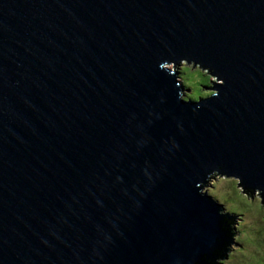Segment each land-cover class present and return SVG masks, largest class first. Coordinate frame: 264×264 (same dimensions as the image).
Returning <instances> with one entry per match:
<instances>
[{
    "label": "water",
    "instance_id": "95a60500",
    "mask_svg": "<svg viewBox=\"0 0 264 264\" xmlns=\"http://www.w3.org/2000/svg\"><path fill=\"white\" fill-rule=\"evenodd\" d=\"M220 177L264 199V0H0V264H217Z\"/></svg>",
    "mask_w": 264,
    "mask_h": 264
},
{
    "label": "rangeland",
    "instance_id": "374dc122",
    "mask_svg": "<svg viewBox=\"0 0 264 264\" xmlns=\"http://www.w3.org/2000/svg\"><path fill=\"white\" fill-rule=\"evenodd\" d=\"M188 68L191 69L189 73ZM179 70L183 72L181 79L184 84L191 89L188 96L194 99L202 96L199 85L208 83L209 76L212 81L216 80L199 66L186 62L179 66ZM204 91L207 95L212 93L207 88ZM205 190L237 217L234 219L236 233L228 258L221 259L217 264H264V199L260 192L249 194L239 187L238 180L227 177L213 179Z\"/></svg>",
    "mask_w": 264,
    "mask_h": 264
},
{
    "label": "trees",
    "instance_id": "16d2710c",
    "mask_svg": "<svg viewBox=\"0 0 264 264\" xmlns=\"http://www.w3.org/2000/svg\"><path fill=\"white\" fill-rule=\"evenodd\" d=\"M189 72H191V69H190V68H188V73H189ZM180 73H183V72L180 71ZM209 80H210V81H208V83H204V84H200V85H199V86L202 88V90H203V91L200 90V91L202 92V93L200 92L201 95H202L201 97L208 96V95L206 94V92L204 91V89H205V88H209V87L212 86V83H213V82H212V78H211L210 76H209ZM197 98H199V97H197ZM197 98H196V99H197Z\"/></svg>",
    "mask_w": 264,
    "mask_h": 264
}]
</instances>
